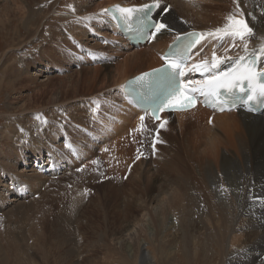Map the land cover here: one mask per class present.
I'll return each instance as SVG.
<instances>
[{"label": "rangeland", "instance_id": "rangeland-1", "mask_svg": "<svg viewBox=\"0 0 264 264\" xmlns=\"http://www.w3.org/2000/svg\"><path fill=\"white\" fill-rule=\"evenodd\" d=\"M91 1L86 6L83 3L86 9L85 16L93 13L99 14L101 9L113 5L112 3L115 2L114 0ZM129 1L138 5L145 0ZM164 2L169 3L171 11L180 13V10L173 6L172 0ZM217 2L228 7L229 10H232L235 5L233 1L229 3V6L217 0H179L176 4L185 7L184 12L188 8L190 12L188 14L198 18L195 15V9H201ZM7 3L15 7L13 0H0V10ZM127 3L128 1L124 4L127 5ZM24 17L22 15L20 20ZM182 17L183 15H178V18L184 21ZM1 18L4 20V17ZM202 18L205 20L200 21V25H204L203 23L208 26L217 25L220 20L224 24L226 23L225 15L219 13L209 14L208 12ZM81 21V23L78 21L72 26L80 27L83 34L78 31H75L78 32L77 34L74 31L72 33L69 29L62 32V35H68L66 43L69 45L68 47L79 49L80 46H86L93 50L107 52V47L94 43L87 33V27L91 25V29L94 31L111 37V33L105 26L104 18L101 25L103 24L105 28L94 24V22ZM50 24L57 23L51 21ZM0 25L4 26L2 22ZM6 27L0 26L1 79H3L1 72L6 67L7 69L11 68L9 65H13V58L10 57H12L14 49L17 48L16 54L21 56L28 50V48H26L27 50L23 47L20 48L24 43L12 39L8 33L9 29L6 30ZM44 36H47V33ZM42 43L40 40L38 45L32 50L30 49V53H27L28 56L30 54V57L40 55L42 58L37 60L40 62L39 64H30L24 71L26 75L24 76L32 79L33 82H22L23 84L12 93V99L3 88L0 91V129L4 127L13 131L12 139L9 140L12 142V146L0 148V231H3L0 233V264H8L7 262L9 264H47L44 262L47 260L46 253L49 258L54 256L53 259L51 258L52 260L48 258L49 264H55V262L58 264L61 256L63 262L66 261L68 264H99L100 262V264H127V261L123 259L124 252H122L123 257L119 254L120 251H123L117 243L121 234H125V228L133 227V222L137 217H140L139 215L143 211L150 209L151 203L154 204L155 187L165 185L166 181L172 177V165L182 166V170H184V164L190 158L199 160L206 154L204 150L207 147V142L204 138L207 139V137H202V134L207 132L212 125H208L207 121L197 123L190 117H185L183 120L176 118L170 125L166 123L164 127L158 129L159 135L153 150L149 152L148 159L138 160L131 166L128 175L116 179L108 176L101 167L78 174L68 173L55 179L39 175L32 162L39 161L43 151L49 153L50 160H61L60 149H62L61 145L64 146L61 139L88 141V131L84 127L87 123H93L90 120L95 118V115H92L95 108L98 109L96 112L111 108V114H114L113 106L117 99L113 97H116V88L119 85L113 82L112 78L117 76L116 66L121 64L125 58L133 60L132 56L140 53L139 50L143 53L149 52L148 46L145 49L128 47L126 50L132 49L129 53H126L127 51L123 54L114 53L116 59L107 62L109 70L106 75L105 72H102L101 65L68 64L53 44H47L50 42L46 41L44 45H47L41 48ZM19 55L18 57L26 61L27 56L25 58ZM138 61L132 62L128 66V70L134 69V72L143 70L149 63L146 55ZM17 66L20 67L21 64H17ZM94 71L95 73H93ZM71 87L77 88V91H71ZM54 93L57 94V97L62 95L58 104L48 103ZM8 107H10L9 111ZM45 109H50V111L45 112ZM30 114L34 115L30 117ZM11 116L17 120L16 123L19 118L25 117L26 122L20 121V125L26 129L17 131L19 128L9 124L7 120ZM105 116L108 115L105 114ZM98 118L104 119L97 116V125L104 124ZM32 121L33 124H31ZM123 123L125 124V121ZM97 125L92 133L94 135L99 129ZM17 133L21 136L17 138L19 143L16 145L18 148L15 149ZM31 152L34 154L27 158ZM38 178L40 179L36 183ZM30 191H33V194ZM36 193L37 196L32 198L31 196ZM120 229L124 231H120ZM119 231L120 233H118ZM138 231L137 235L143 238L144 231L141 229L144 234L140 233V230ZM173 234L174 231L170 230L171 237L169 236V238H172ZM113 236H116V240ZM165 237L164 242H167L169 238ZM94 242H96L95 245H93ZM107 242L109 243L107 244ZM162 243L161 251L169 253L170 258L159 261V264H181V261H185V258L182 259L179 256L184 249L178 240L170 241V245L168 242L164 245ZM193 243L195 240L192 239L189 246L193 248L189 247L186 250L190 257L194 256ZM109 247L111 248L109 249ZM116 249L119 251L118 254H116ZM66 250L71 252L69 261H64L66 257L62 252ZM54 252L57 253L59 260L55 257ZM161 257L159 255V258ZM97 261L100 262L97 263Z\"/></svg>", "mask_w": 264, "mask_h": 264}, {"label": "bare ground", "instance_id": "bare-ground-1", "mask_svg": "<svg viewBox=\"0 0 264 264\" xmlns=\"http://www.w3.org/2000/svg\"><path fill=\"white\" fill-rule=\"evenodd\" d=\"M13 1L15 2V7L7 3L0 10V18L4 17V20L2 18L0 20L4 26H0H7L6 30L9 29L8 33L11 38L24 43L20 48H28V50L26 49L27 51L23 52V56L25 58L27 56L26 61H24L25 59L23 60L18 57L19 54H16L18 51H15L17 50L15 48L12 57H10L13 58V65H9L11 68L7 69L6 67L1 72L3 79L0 77V91L4 89L9 98L23 84L22 82H33L32 79L25 77L24 71L30 64L40 63L37 61L42 59L40 55H32L30 57V54L29 56L27 54L30 53V49L32 50L38 45L40 40L43 42L41 48L47 44H53L57 48V52L61 56H64L68 64H76L72 60V57L78 49L68 47L69 45L66 44L68 35H62V32L69 29V31H74L76 34L78 32L83 34V30L80 27H73L72 25L78 21L82 22L80 18L86 14L85 6L92 2L91 0H66L68 2L65 0ZM114 1L110 3H117L120 6L135 5L133 1L129 0ZM127 1V5L124 4ZM151 1L145 0L139 4ZM164 1L162 0L163 3H166ZM178 1L172 0V4L176 9L180 10V13L169 10L162 17V20L168 23L173 31H165L154 39L151 46L148 47L149 52L143 53L139 50L140 53L132 56L133 60L125 58L121 64L116 66L117 76L116 78L112 77L113 82L120 85L134 74L159 65L156 51H158V48L163 47L177 33L193 29L207 32L224 25L222 20L217 25L208 26L205 23H203L204 25H200V21L205 20L202 17L205 14L207 15L208 12L209 14L212 12L219 13L225 15L226 18L236 7L234 5V8L230 7L232 10H229L228 7L220 5L218 2L211 3L212 5L209 4L207 7L195 9V15L198 18H194L191 14H188L190 13L188 8L184 12L185 7H182L181 4H176ZM217 1L229 5L233 0ZM239 3L241 10L245 14V19L248 20L255 33V36L248 40L249 47L257 48L261 43L260 37H264V0H239ZM68 5H72V8H69ZM183 12L184 14H182ZM248 13H251L256 19L253 20L252 16H249ZM22 15L25 17L20 20ZM178 15H183L184 21H181ZM103 18L105 26H107L109 16L104 13H99L95 18L88 21L94 22L98 26H103V24L101 25ZM51 21L57 24H50ZM102 28L105 27L103 26ZM46 33L47 36H44ZM208 40V48H215L219 53L232 57L244 55L243 43L239 40L235 42L231 39H226L223 42L210 38ZM212 40L217 44L213 45ZM46 41L50 43L44 45ZM24 49L23 51H25ZM225 49H227V52ZM145 55L149 61L145 69L135 72L133 71L134 69L132 71L128 70V66L132 62L136 63V61ZM211 55L212 52H206L203 59L207 58L210 60ZM66 57L71 58L68 59ZM262 61L264 63V59ZM17 64H21V66L18 67ZM260 67H262V62ZM101 69L102 72L108 75V63L102 64ZM73 90L76 92L77 88L71 87V91ZM115 94L116 97L114 96V99L119 97L117 93ZM53 95L48 103L58 104L62 95L61 97H57V94ZM9 110L10 107H8ZM48 111L50 109H45V112ZM85 113L87 112L85 111ZM33 115L30 114V117ZM80 115L82 116L83 114ZM129 117L130 114H128V118H125L124 121L126 122ZM185 117L186 115L169 114L165 117L164 121H167V124L170 125L174 119L183 120ZM107 119L108 116L99 120L105 123ZM7 120L9 124L19 128L17 131L26 129L20 125V121L26 122L25 117L19 118L17 123V120L13 116L7 118ZM206 123L210 126L212 125L207 132L202 134V137H207V139L204 138L207 142V147L204 150L206 154L199 160L190 158L184 164V170H182V166L176 167L172 165V174L170 173L172 177L166 181L165 185L155 187L154 192L156 196L153 199L154 204H150V209L143 211L139 215L140 217L136 216L137 219L135 218L136 221L133 222V227L125 228V231L120 229L125 234H121L120 240L117 243L123 251L119 253L118 249H116V254L119 253L123 257L122 252H124L125 257L123 259L127 261V264H159V261L165 258L169 259V253L161 251V243L163 242L162 244L164 245V243L168 242L169 244L170 241L174 242V240H178L180 246L184 249L179 255L182 259L185 258V261H181V264H264V202H262L264 201V116H253L241 111L230 112L211 115V118ZM31 124H33V121ZM101 125L103 124L101 123ZM12 136L13 131L11 132V129L2 127L0 129V142L5 144L0 143V148L12 146V142H9ZM20 136L17 133V137L15 138L17 139ZM18 143L17 139L15 149L18 148L16 147ZM33 154L31 152L27 158ZM31 176L33 175L31 174ZM40 178L35 182L37 183ZM141 229L144 231L145 236L143 235V231L141 232ZM138 230H140V233H143L141 234L144 236L143 238L137 235L139 234ZM170 230L174 231L172 238H169ZM1 232L3 231L1 230ZM165 236L169 238L167 242H164ZM115 237L114 239L116 240ZM192 239L195 240V243H193L194 256L190 257L189 252L186 250L189 249V243L192 242ZM135 241L137 245H134ZM192 248L190 247V249ZM62 253L66 257L64 261L71 259L70 251L66 250ZM54 254H56L57 260H59L57 253L54 252ZM159 255L162 257L159 258ZM45 257L47 260L44 262L49 264L47 253ZM53 257L51 258L53 259ZM61 260L62 256L58 264H68V262ZM93 261L96 262L95 260ZM99 262L97 261V263ZM7 263L9 264V262Z\"/></svg>", "mask_w": 264, "mask_h": 264}, {"label": "snow or ice", "instance_id": "snow-or-ice-1", "mask_svg": "<svg viewBox=\"0 0 264 264\" xmlns=\"http://www.w3.org/2000/svg\"><path fill=\"white\" fill-rule=\"evenodd\" d=\"M233 3L236 7L226 17V23L222 27L207 32L177 33L172 44L169 45L168 51L161 55V59L164 61L161 67L148 73H142L136 78L139 81H145L150 77L157 76L169 82L167 90L150 106V114L153 118L159 119L160 112L193 108L196 106L198 97H203L202 102L206 106H219L218 110L220 111H224L223 105H231L232 108H235L238 103L252 111L251 103L257 98L264 99V68L257 67V61L264 59V37H260L261 43L257 48L249 47V38L255 36L253 27L245 19L239 0H233ZM161 6L162 0H152L150 4L140 6L113 5L112 7L126 22L132 20L134 15L140 14L139 33L145 39L154 40L165 31H173L168 23L153 19L151 15L152 9H159ZM68 7L72 8V5H68ZM170 7H164L163 13H168ZM100 12L108 14L110 9L104 8ZM97 15L93 13L80 19L88 21ZM248 15L252 16L251 13ZM252 19L255 20L256 17L252 16ZM206 37L218 42H223L226 39H231L233 42L239 40L243 43L244 55L218 56L214 48L210 60L206 58L188 66L186 60L191 59L192 49ZM225 51L227 52V49ZM229 63L230 67L224 71L220 70L221 65ZM187 73H199L203 79L187 80ZM245 86L247 87L246 92ZM237 91L244 92L246 98L236 96ZM146 114H149L148 110H146ZM144 119V116L140 117L141 122ZM166 123L167 121H161L160 127H164ZM141 127H143V123L138 126V130Z\"/></svg>", "mask_w": 264, "mask_h": 264}]
</instances>
